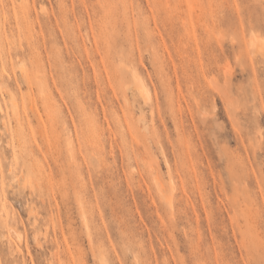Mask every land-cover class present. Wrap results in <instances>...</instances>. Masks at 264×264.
I'll return each mask as SVG.
<instances>
[{
  "label": "rangeland",
  "instance_id": "1",
  "mask_svg": "<svg viewBox=\"0 0 264 264\" xmlns=\"http://www.w3.org/2000/svg\"><path fill=\"white\" fill-rule=\"evenodd\" d=\"M0 195V264H264V0H0Z\"/></svg>",
  "mask_w": 264,
  "mask_h": 264
},
{
  "label": "bare ground",
  "instance_id": "2",
  "mask_svg": "<svg viewBox=\"0 0 264 264\" xmlns=\"http://www.w3.org/2000/svg\"><path fill=\"white\" fill-rule=\"evenodd\" d=\"M255 48H256V47H255ZM253 51H254V50H253ZM0 200H1V195H0ZM11 233H12V236H13L15 239H17L18 241H20V235L18 234V232L12 230Z\"/></svg>",
  "mask_w": 264,
  "mask_h": 264
}]
</instances>
